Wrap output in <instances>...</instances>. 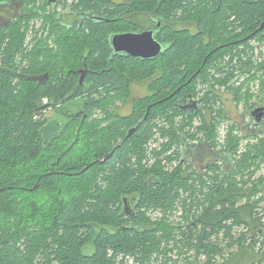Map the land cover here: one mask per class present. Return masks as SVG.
Segmentation results:
<instances>
[{
  "label": "trees",
  "instance_id": "trees-1",
  "mask_svg": "<svg viewBox=\"0 0 264 264\" xmlns=\"http://www.w3.org/2000/svg\"><path fill=\"white\" fill-rule=\"evenodd\" d=\"M14 1L22 6L21 16L11 14L8 26L0 22V264H124L127 256L138 264H213L217 225L247 218L235 205L250 190L246 178L239 181L234 174L261 166L264 137L244 147L234 137L221 144L213 118L201 127L198 116L208 109L226 118L216 83L248 72L264 76V27L258 29L264 0H132L120 7L111 0H76L70 9L105 19L90 18L70 29L57 23L59 11L48 15L57 48L48 38L36 41L45 28L36 22L30 28V20L51 3L0 5ZM54 3L68 9L67 0ZM129 8L161 16L158 40L166 51L144 62L111 59V33L131 27L126 21L118 25L114 13ZM190 23L198 25L196 33ZM28 32L32 46L24 45ZM83 60L99 71L81 84L72 69ZM135 81L148 84L146 95L134 96ZM242 88L228 91L248 105L253 95ZM190 94L200 106L182 109ZM79 99L83 111L65 124L44 115L51 106ZM129 103L131 111L120 113ZM98 109L101 116L93 118ZM179 115L186 117L176 121ZM190 137L233 156L244 153L236 155L232 170L214 159L200 170L185 169L183 163L198 161L204 148L192 141L194 154H188ZM261 182L255 192H264ZM155 213L163 217L152 220ZM89 245L91 253L85 252ZM263 252L264 231L260 264Z\"/></svg>",
  "mask_w": 264,
  "mask_h": 264
},
{
  "label": "rangeland",
  "instance_id": "rangeland-1",
  "mask_svg": "<svg viewBox=\"0 0 264 264\" xmlns=\"http://www.w3.org/2000/svg\"><path fill=\"white\" fill-rule=\"evenodd\" d=\"M62 7H50L46 10H39L38 15L34 16L30 23V28H33L34 22H36L37 28H45L49 35L54 33L51 32L52 25L47 20V16L53 13H57ZM63 9V8H62ZM28 34H30L28 32ZM41 40V39H40ZM39 41V40H38ZM37 41V42H38ZM50 41V40H49ZM36 42V44H37ZM56 43V41H52V43ZM29 43V42H28ZM49 43V42H48ZM57 44V43H56ZM51 45V44H50ZM264 62V48L260 50V62ZM254 65V64H252ZM256 67V66H255ZM248 71L254 72L248 68ZM255 73L245 74L244 76H238L232 78L226 84H216V90L221 96L220 101H223L224 104V114L226 118H220L217 112H211L210 110H206L205 114L202 116H198V122L201 127L205 124V122L211 121L212 118L215 121V128L213 131L216 134V139L219 143L224 144L228 137H234L241 140L242 143H256L263 139L264 136H260V139H243L241 137V130L237 128V122L241 121V112L245 110L247 106L255 103L254 100H257V103L264 102V91L262 90V81L264 76H257L253 77L252 75ZM148 85V84H147ZM146 83H142L140 86H135L133 88L134 96H143L146 91L147 87ZM228 86V87H227ZM229 86L238 88L243 87L242 91H246L247 88L249 92L253 95L249 99V104L245 103L246 99H242L241 101H237L234 97V92H229ZM143 87V88H142ZM236 89L234 91H236ZM49 101L48 97L44 98V102L47 103ZM75 105H74V104ZM73 105V111L70 112L68 109ZM264 105V104H262ZM131 103L127 105H123L120 108V113L127 114L131 111ZM83 111V105L81 106L80 99L76 100L75 102H66L63 104V108L51 106L47 108L44 115L48 119L51 120H61L63 124L67 123L74 114H77L80 111ZM66 111V112H65ZM101 111L98 109L96 110L95 115L93 118L101 116ZM79 114V113H78ZM81 115V114H80ZM185 118L186 115H179L176 118V121L182 120ZM216 117V118H215ZM36 118L44 119V117L37 115ZM216 119L218 122H216ZM74 120V117H73ZM193 126L194 128L198 126L197 118H193ZM187 125L191 122L186 120ZM80 126V124H79ZM78 126V127H79ZM201 132L204 131L201 128ZM66 139V136H64ZM162 138V137H161ZM236 153L237 158H241L244 152ZM201 160L195 161L193 164L184 162L183 167L188 169L192 166H195L200 170V166L203 164ZM6 162L3 164V168L6 166ZM252 174V177L249 175ZM244 173V174H242ZM234 177L240 181L242 178H246L244 186L249 188L250 193L247 195L242 194L237 196V203L235 205V209L238 211L239 214L243 215L246 219L243 221L234 220L233 217L229 218L225 223L221 226L217 225L213 240L216 243V260L213 264H260V231L264 229V225L260 222V215H256L255 213L260 210L264 205V200L262 201V197L264 192L254 190V184H258L259 180L262 178L261 185L264 186V162L261 164L259 168L252 167L250 169H245L244 171H239L234 174ZM218 208V207H216ZM252 212V214H251ZM162 214H154L152 220H159L162 218ZM248 220V222H247ZM93 251V247L91 245L86 246L85 252L91 253ZM264 256V252H263ZM198 264V263H197Z\"/></svg>",
  "mask_w": 264,
  "mask_h": 264
},
{
  "label": "flooded vegetation",
  "instance_id": "flooded-vegetation-1",
  "mask_svg": "<svg viewBox=\"0 0 264 264\" xmlns=\"http://www.w3.org/2000/svg\"><path fill=\"white\" fill-rule=\"evenodd\" d=\"M61 1H63V0H58V2H61ZM74 1H76V0H67L69 5H68V9H66V10L59 8L60 9L59 13H61V14L58 16L57 23H62L64 25H68L69 28L71 29V28H76L78 25V22L81 21L83 23L85 20L90 19V18H92V19L98 18L100 20L105 19V16L99 15L98 13L90 14V16H87V18H86V15L82 14L80 11H77L75 9H70L71 4ZM111 1L117 7L126 6L128 4L129 5L134 4V2L132 0H111ZM3 5L4 4L0 5V22L6 23L5 26H8V24H9L8 17L11 14H14L15 18L21 16L22 6H21L20 2H18V1L17 2L16 1L11 2L10 7L6 6L3 8L2 7ZM7 5H9V4H7ZM55 5H57V3L53 2V3L49 4V6H52V7H56ZM60 7H62V6H60ZM114 19H116L118 25H120L123 21H126L131 27L128 29L113 31L111 33L110 38H109L111 47H112L113 36L115 34L127 32V31H133V32H139L140 33V32H144V31L152 30V31H154L155 38L159 39L158 34H159V32H161L162 27L164 25V21L161 19V16L158 13L154 14L152 11L137 10L135 8H133V9L129 8V9H127V11H124V12H120V11L115 12L114 13ZM191 25H192V23H190L187 27H189L190 29L191 28L194 29L192 31H195V33H196V31L198 30V25L195 24V27H191ZM181 27L186 28V25L182 23ZM258 29L260 31V24L258 26ZM42 38H45V39L48 38L50 40L49 42H50L51 46L54 48H57V44L55 42L52 43V41H55V38H56L55 34L49 35L47 33V30H46V34H44V35H42V33L40 32L38 34L36 41H38ZM32 44H33V38L30 34H27L24 45L32 46ZM166 50H167V47L163 44V51H166ZM116 55H121L123 58H127V56H131V59L132 58L138 59L139 61H143V62L151 59V58H143L140 56L128 55L124 52L123 53H116V52H114V49L112 48L111 59L113 57H115ZM97 71H99V70L91 69L88 62L85 60L82 61L81 66H79L78 68L72 69V73H75L76 76H78L77 78L79 79V81H80L81 77L83 76V83L90 76L91 73H94ZM142 83L143 82H136V81L133 82V88L135 86L141 87L140 85ZM146 88H147L146 89L147 92H145L144 95H146L149 91L148 85ZM133 93H134V91H133ZM189 101H198V99H195L193 97V95L190 94ZM197 104H198V106H200L199 102H197ZM260 106H261L260 103H258L253 108H250L249 106H247L245 108V110L241 112L240 115H241L242 120L240 122H237V128L241 130V132H242L241 137L243 139L250 137L251 139H258L259 140L260 136H264V125H263V123L260 124V121H257L256 117L253 115V110L256 109L257 107H260ZM187 139H188V144L191 143L192 141H194L193 145H199V143H204V148L199 153L201 155V157L198 158L199 160L204 161L203 167H208V165L212 161L211 159H214L213 160L214 162L219 161V163L222 164L221 166L223 169L232 170L233 161H235L234 159H236V154L234 155L235 156V158H234L233 155L229 154L230 152L227 153L224 150V148L220 149L218 147H215L214 145L210 144L208 140H202L200 138L195 139V140H191V137L187 138ZM244 144L245 143H242L240 140V145H241L240 147H244ZM190 145H192V144H189L187 149H185V151L188 154L193 155L194 154L193 153L194 148H193V145H192V147ZM196 157H198V156L196 155ZM220 160H222V161H220ZM224 162H227V164H223ZM132 210H133V208H132ZM258 215H260V222L264 225V205L260 209V213H258ZM133 216H134V214H133ZM263 231H264V229H261L260 235H263ZM193 253H194V251H193ZM202 257L205 258V255L200 256V259H202Z\"/></svg>",
  "mask_w": 264,
  "mask_h": 264
},
{
  "label": "water",
  "instance_id": "water-1",
  "mask_svg": "<svg viewBox=\"0 0 264 264\" xmlns=\"http://www.w3.org/2000/svg\"><path fill=\"white\" fill-rule=\"evenodd\" d=\"M58 0H48L49 3L56 2ZM264 23L260 26L263 29ZM112 48L116 53H126L128 55L140 56L143 58H153L159 55L163 51V44L155 38L154 31H144V32H133L127 31L123 33H118L113 36ZM83 83V76L80 79ZM187 108H197L196 101H190L188 104L184 105L182 109ZM149 111V108H148ZM253 115L256 117L257 121H262L264 116V106L257 107L253 110ZM137 127L130 130V135L134 133ZM108 155L103 159L106 160ZM85 170V169H84ZM129 212V208L126 209ZM260 213V210L257 211Z\"/></svg>",
  "mask_w": 264,
  "mask_h": 264
},
{
  "label": "built area",
  "instance_id": "built-area-1",
  "mask_svg": "<svg viewBox=\"0 0 264 264\" xmlns=\"http://www.w3.org/2000/svg\"><path fill=\"white\" fill-rule=\"evenodd\" d=\"M124 264H138V263H136L132 257L127 256L126 259H125Z\"/></svg>",
  "mask_w": 264,
  "mask_h": 264
},
{
  "label": "bare ground",
  "instance_id": "bare-ground-1",
  "mask_svg": "<svg viewBox=\"0 0 264 264\" xmlns=\"http://www.w3.org/2000/svg\"><path fill=\"white\" fill-rule=\"evenodd\" d=\"M215 80V79H214ZM217 84V83H216Z\"/></svg>",
  "mask_w": 264,
  "mask_h": 264
}]
</instances>
